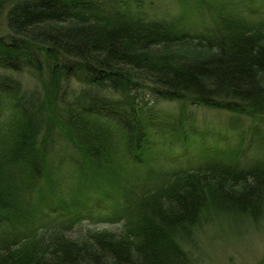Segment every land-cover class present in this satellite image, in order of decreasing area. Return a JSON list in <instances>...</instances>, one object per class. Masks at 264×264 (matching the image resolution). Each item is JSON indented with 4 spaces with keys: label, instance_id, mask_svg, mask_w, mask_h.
Here are the masks:
<instances>
[{
    "label": "trees",
    "instance_id": "16d2710c",
    "mask_svg": "<svg viewBox=\"0 0 264 264\" xmlns=\"http://www.w3.org/2000/svg\"><path fill=\"white\" fill-rule=\"evenodd\" d=\"M143 8L133 0H16L6 13L12 38L0 48L8 61L35 50L42 60L26 61L33 89L0 77V226L18 219L31 227L30 236L0 240V264H191L184 246L209 210L262 217L264 17L220 13L215 28L193 33ZM190 42L208 54L169 49ZM72 80L83 87L72 90ZM150 96L245 115L258 127L243 131L233 158L152 174L148 184L140 169L161 153L151 138H164L173 164L193 143L230 141L183 119L166 124L147 106ZM252 151L263 163L248 164ZM65 169L75 175L67 188L50 178ZM121 170L131 192L116 181ZM117 190L135 214L124 232L68 236L72 215L102 209Z\"/></svg>",
    "mask_w": 264,
    "mask_h": 264
},
{
    "label": "rangeland",
    "instance_id": "374dc122",
    "mask_svg": "<svg viewBox=\"0 0 264 264\" xmlns=\"http://www.w3.org/2000/svg\"><path fill=\"white\" fill-rule=\"evenodd\" d=\"M0 1L2 3L0 4V43H7L11 41L12 34L7 24L6 13L16 0ZM133 1H143L144 8L142 11L146 13L149 19L157 17L174 20L180 19L183 21L189 20V23L183 21L178 22V26L186 27L193 33H200L207 28L210 30L215 28L213 20L218 18L220 13L240 14L251 22H256L264 17V0H207L202 1L200 5H196L197 1L191 2L190 4L188 1L180 0ZM246 1H250V3ZM190 7L193 10H189ZM169 49L188 54L189 56L201 57L208 54L207 50H203L195 42L178 44L169 47ZM7 50L6 47L0 48L1 79L10 78L19 81L22 90L28 91L36 87L39 83L36 79L35 72L27 66L26 61H30V58L33 57H40L42 60L41 54L35 50L34 56H31L28 54L29 52L24 51L21 53L23 61L18 63L15 59L11 61L9 59L8 61L10 55L6 53ZM4 55L8 56L4 57ZM12 62L17 67L15 70L8 68ZM41 64L43 65V63ZM54 69H57V67ZM44 70H48V67L46 66ZM72 81L71 83L68 82L72 90L83 87L77 81ZM145 100L147 106L152 111L167 120L165 121L166 124L171 122L179 123V120L183 119V122L186 124H193L195 127H198L196 131L199 134L203 135L207 128L213 132H220L226 139H230L227 143L226 141L211 142V140L206 144L200 142L197 144L193 143L189 147L192 153H186L187 155L185 154L186 157L184 159L181 158L180 162L173 164L172 159L174 157H170L169 149L167 150V154L163 153L165 152L162 147V144L164 145V138L162 140L157 137L151 138L154 142V152L158 150L161 153L158 152L156 154L155 161H150L148 166L140 169L141 175L149 179L150 182L148 184L154 183L151 179H156L151 177L152 174L160 178V172L165 173L180 169L193 170L217 159L227 161L233 158L234 151L239 144V138L243 131L247 132L250 129L258 127L252 118L245 115L191 105L188 104L189 102L187 100L157 99L153 96L146 97ZM204 138L205 136H203L202 141ZM261 159L255 151H252L248 157V164L257 165L263 163ZM121 162L123 163L122 159ZM129 167L128 171L131 173L133 170ZM121 171L124 176L122 177L119 171L116 181L121 182L118 183L119 185H122L124 182L127 191L131 192L130 184L127 181L129 174L125 170ZM74 176L72 170L65 169L63 176L58 177L52 175L50 178H52V182L60 184L63 188H67L71 185L73 179L66 177ZM110 195L111 199L107 201L108 205H104L101 207L102 209L88 213L82 219L72 215L70 221L74 222L68 236L85 240L89 233L97 231H108L117 233V235L124 232L123 229L126 227L125 221L128 219L127 221L131 223L132 220L130 219L135 218L134 210L129 208L128 205H125V201L119 190ZM129 199H132V197ZM38 218L39 216L37 215ZM13 221V224L5 225V227L0 226V240L3 238L11 241L15 240L21 232L25 236H30L31 227L29 223L24 226L18 222V219H14ZM64 221L69 220L66 218ZM16 224H19V226ZM188 245L184 246V248L188 253L191 264H264V213L259 220L254 221L234 210L211 209L205 213L200 225L197 227L194 239Z\"/></svg>",
    "mask_w": 264,
    "mask_h": 264
}]
</instances>
